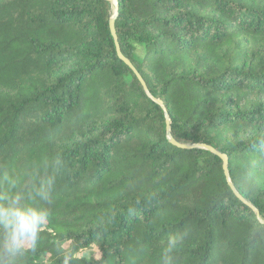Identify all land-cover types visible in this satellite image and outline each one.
I'll use <instances>...</instances> for the list:
<instances>
[{"label":"trees","instance_id":"1","mask_svg":"<svg viewBox=\"0 0 264 264\" xmlns=\"http://www.w3.org/2000/svg\"><path fill=\"white\" fill-rule=\"evenodd\" d=\"M116 1L0 0L19 264H162L170 235L175 264H264V0Z\"/></svg>","mask_w":264,"mask_h":264},{"label":"clouds","instance_id":"2","mask_svg":"<svg viewBox=\"0 0 264 264\" xmlns=\"http://www.w3.org/2000/svg\"><path fill=\"white\" fill-rule=\"evenodd\" d=\"M57 159L54 166H59ZM12 189L16 188L17 181L14 178H7ZM55 176H49L46 180H41L39 186L32 185L36 194L42 199L48 198ZM27 186V185H26ZM4 206L0 208V222H2L4 232L0 239V264H19L20 258L28 250L34 247L39 230V221L35 224H26L16 211L19 206L21 196L17 193L9 196L5 193L2 197ZM46 215V212H45ZM183 240L181 235H170L167 239L166 247L163 251L162 264H175L172 253L179 248Z\"/></svg>","mask_w":264,"mask_h":264},{"label":"water","instance_id":"3","mask_svg":"<svg viewBox=\"0 0 264 264\" xmlns=\"http://www.w3.org/2000/svg\"><path fill=\"white\" fill-rule=\"evenodd\" d=\"M108 2H110L111 4H113L115 6V9H117L118 7V4H117V1L116 0H107ZM114 17L113 16L110 20V23H109V28H110V32H111V35L113 37V40L115 42V45H116V49H117V54L118 56L133 70L132 66L130 65V63L122 57L120 51H119V47H118V44H117V37H116V33H115V29H114ZM135 72V71H134ZM137 78L139 79L144 91L147 93V88L145 86V83L143 82V80L140 78V76L135 72ZM162 108H163V105L161 102H157ZM164 110V108H163ZM165 118H166V124H167V135H168V138L169 140L173 143V144H176L170 137V133H169V120H168V117L165 113ZM178 145V144H176ZM179 146V145H178ZM180 147H185V148H191V147H188V146H183V145H180ZM192 147H198V148H205L211 152H213L214 154L220 156V158L223 160V170H224V174L227 178V181H228V184L230 185L231 189L233 191H235L234 187L232 186V184L230 183V180L228 178V170H227V159L224 155H219L215 150H213L212 148H209V147H206V146H192Z\"/></svg>","mask_w":264,"mask_h":264},{"label":"rangeland","instance_id":"4","mask_svg":"<svg viewBox=\"0 0 264 264\" xmlns=\"http://www.w3.org/2000/svg\"><path fill=\"white\" fill-rule=\"evenodd\" d=\"M90 253H91V254H92V253L95 254V251L92 250V251H90V252H85L84 255H89Z\"/></svg>","mask_w":264,"mask_h":264}]
</instances>
